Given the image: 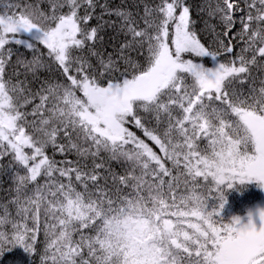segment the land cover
<instances>
[{
	"label": "snow or ice",
	"instance_id": "snow-or-ice-1",
	"mask_svg": "<svg viewBox=\"0 0 264 264\" xmlns=\"http://www.w3.org/2000/svg\"><path fill=\"white\" fill-rule=\"evenodd\" d=\"M40 2L8 3L0 13V158L11 151L27 169V175L18 177V193L26 182L49 178L37 186L35 198L21 202L17 196L18 215L23 214L25 223H12L11 235L0 231V257L17 246L34 253L43 231L46 240L55 239L48 242L41 259L53 264H77V257L80 264H264V209L256 213L259 226L252 213L246 223L240 217L226 223L220 215L227 203L221 186L256 180L264 187V78L252 73L253 67L264 72V0H217L209 15L222 31L207 22L198 31L185 0L151 4L141 0L143 16L119 8L109 11L102 5L119 23L99 22L101 16L90 30L88 9H95L94 0H48L50 11ZM82 3L88 7L78 15ZM65 6L68 11L60 13ZM105 24L131 38L116 50L115 59L111 53L105 58L96 48ZM205 34L211 39L205 40ZM9 44L35 53L31 61L17 59L33 72L47 66L37 47L42 45L69 83L46 82L40 93L33 94L23 81L5 79L13 55ZM85 46L96 57V67L88 57L72 55ZM132 52L143 55L145 63L137 62ZM36 95L40 102L29 122V114L20 108ZM18 96H23L22 103ZM50 97L56 103L46 107ZM139 109L152 113L155 124ZM201 139L206 140L203 149L198 144ZM49 146L60 154L74 151L80 159L92 157L93 168L84 171L80 159H51L46 154ZM25 148L32 150L31 155ZM101 152L109 153L112 160L130 162L124 176L113 173L112 177L131 186L133 193L114 201L101 190L99 200L92 198L88 181L98 180L96 170L104 165L95 158ZM54 172L67 177L68 184H53ZM73 173L83 184V193L72 187ZM181 180L186 194L179 192ZM45 187L63 200L56 205L49 202L42 221ZM212 200L215 204L210 206ZM6 222L7 217L0 219V224ZM85 229L95 235H84ZM74 233H80L79 241L73 240ZM85 247L87 259L81 254Z\"/></svg>",
	"mask_w": 264,
	"mask_h": 264
},
{
	"label": "trees",
	"instance_id": "trees-1",
	"mask_svg": "<svg viewBox=\"0 0 264 264\" xmlns=\"http://www.w3.org/2000/svg\"><path fill=\"white\" fill-rule=\"evenodd\" d=\"M37 0H0V13L4 11V6L8 3H36ZM147 3H152V0H145ZM156 3L159 0H155ZM217 0H185L186 5L190 6V14L191 18L195 21V26L197 30H202L205 28V24L215 25L217 31H222L221 26L218 24V20L215 17L209 15L212 7L215 6ZM96 5L95 9L89 8L88 10L92 12V18L88 21L89 30L97 26L98 19L102 16V21H113L119 23V20L116 15L109 16L102 5H107L109 11H114L115 9H121L123 11H130L134 16L138 13L139 16H143L144 4L141 0H94ZM40 7L44 10L50 11V6L48 4V0H42L40 2ZM87 4L82 3L81 8L78 10V15L84 14V9L87 8ZM244 5L241 3V8ZM68 11L67 7L59 9L60 13H66ZM240 13H237V19ZM138 18V17H137ZM143 26V25H141ZM237 29L239 28V23H237ZM98 37H103L102 41L96 43V48L98 50H102L105 58H107L108 54H113V58H116V50L128 40H130V36H125L124 32L118 31L113 27H109L107 24L104 25L103 29L98 33ZM23 38V37H18ZM205 40H210L211 36H204ZM91 43V42H90ZM235 43V41H234ZM7 48H11L13 55L11 57L10 62L6 66V75L5 79H11L13 83L17 81H23L24 87L30 89L33 94H38L41 91L42 86L53 83H69L66 81V78L62 74V69L58 66V64L51 58L47 56V49H45L42 45H37L41 52L44 53L43 62L46 63V67H39L33 72L31 68H25L22 64L17 63V59H23L25 61H31L34 58L35 53L33 51L27 50L24 46L9 44L6 46ZM236 51H239V48H236ZM73 56H85L88 57L90 62L94 67L97 66V59L94 56L89 55L88 47L85 46L83 50L74 49L72 52ZM132 57L139 62L140 64H144L143 55H137L136 52L131 53ZM197 59V58H196ZM205 63H209V61H205ZM123 71V68H121ZM252 73L256 77L264 78V72L258 71L255 67L252 68ZM114 75H119V73H114ZM247 91V89H245ZM77 96H82V93L77 92ZM32 99V97H29ZM18 102H23V96L17 97ZM40 99L39 95L35 96V99H32V102L24 105L20 108V111L28 113L26 120L32 121L34 117L31 115L33 108L39 104ZM52 103H56L54 97H50L49 104L46 107L51 106ZM60 106L63 107V103L60 102ZM142 116H145L149 121L155 124V119L152 113L144 112L143 109L138 110ZM179 110L174 109V113L178 114ZM45 116L48 115L47 112L44 113ZM162 121H166L167 117L162 114ZM231 119H235V117H231ZM20 123V122H18ZM163 126V124H162ZM130 130H134L138 136L145 139V142L149 144L150 147L153 148V151L157 152L158 155L163 156V153L159 151V148L154 145L153 142L148 141L147 138L143 137V133L139 129L132 128L130 126ZM25 131L28 134H31V127L26 126ZM6 143V142H5ZM199 147L203 149L206 145V140L201 139L198 141ZM87 147V145H85ZM32 150L27 148V154L31 155ZM46 154L56 161H71L76 162L78 156L75 152H67L64 154H60L58 151L49 146L46 149ZM14 153L11 151L8 152V155L0 158V219H4L7 217L6 223L0 224V231H4L7 234H12V223L24 224L25 221L23 219V214L18 215L19 205L16 203L17 196L19 195V199L21 202H25L27 197H34L35 189L37 186L45 185L46 181L49 179L47 177H38L35 182H26L24 185L20 186V191L18 193L17 188L19 185L18 177L27 175V169L19 165L14 159ZM96 163H103V168L97 169L99 172L98 180L95 184L91 181H88V191L93 193V199L99 200L100 191L102 190L105 198H111L114 201L117 200L118 197L126 196L130 193H133V189L131 186H125L119 182V179L113 180L112 174L114 173L116 177L124 176L125 170L130 168V162H126L123 159L121 160H112L110 159V154L107 152H101L98 157L95 158ZM165 166L172 169V174L176 175V169L172 168V164L170 161L165 160ZM31 161L29 165H31ZM80 165L84 168V171H90L93 168V158L88 157L87 159H80ZM58 167L63 165L58 164ZM75 166V164H73ZM180 171H184L183 165L180 167ZM136 175H139V170H136ZM75 173L72 174V187L77 192L83 193L85 191L83 184L75 180ZM166 181L170 179V177L164 178ZM53 184L58 185L59 183L68 184L67 177H60L58 172H54L51 178ZM131 183V182H130ZM201 183H204L201 181ZM52 186V185H49ZM211 187V186H209ZM224 192V195L227 198V203L224 205L221 210V217L224 222L230 223L233 217H245L251 212H255L258 209H262L261 199L263 193V187L260 186L258 181L246 182L244 184H240L236 182L233 184L231 188H228L226 185L221 186ZM191 188V184H189V189ZM52 190L55 191V187L52 186ZM187 189L183 186V180H181V188L179 189L180 193H187ZM43 194L46 197L44 201L41 202V220L44 219V209L49 207V202L51 205H56L58 200H63V197L57 193L56 197H53L48 188L45 187L43 190ZM146 195V193H144ZM171 201H169L170 203ZM210 206L215 204V201H209ZM33 208L35 211V207L28 205ZM57 216L60 215L59 212L56 213ZM167 218V217H166ZM175 219L174 217H171ZM50 223H56V220L51 219ZM195 222V220H193ZM28 225L31 226V220L27 221ZM58 232L59 229L57 228ZM191 231V229H189ZM84 235L86 236H94L95 232L91 229L83 230ZM55 237H49L47 240L43 234V231L38 235V240L36 243V250L34 253L29 254L22 247H14L11 251L5 252L2 257H0V264H53L51 259H47L42 261L41 257L45 254V248L48 245V242ZM81 239L80 233L73 234V240L79 241ZM81 254L85 259L88 258V250L87 248H83ZM77 264H80V258L77 257Z\"/></svg>",
	"mask_w": 264,
	"mask_h": 264
},
{
	"label": "rangeland",
	"instance_id": "rangeland-1",
	"mask_svg": "<svg viewBox=\"0 0 264 264\" xmlns=\"http://www.w3.org/2000/svg\"><path fill=\"white\" fill-rule=\"evenodd\" d=\"M26 39V37H23ZM197 60H199V58H197ZM207 61V60H206ZM25 152H27V148L24 149ZM252 181H255V180H252ZM251 182V181H250ZM246 183V182H245ZM260 183V182H259ZM263 193H262V199H261V208L264 209V187H263ZM253 214V219L254 221L257 223V226H259V221H258V216L256 215L257 211L255 212H251ZM249 215V214H248ZM248 215L245 216V217H240L241 218V221L242 223H246L247 220H248Z\"/></svg>",
	"mask_w": 264,
	"mask_h": 264
}]
</instances>
